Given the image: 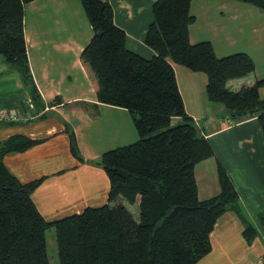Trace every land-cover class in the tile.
Wrapping results in <instances>:
<instances>
[{
  "label": "trees",
  "instance_id": "1",
  "mask_svg": "<svg viewBox=\"0 0 264 264\" xmlns=\"http://www.w3.org/2000/svg\"><path fill=\"white\" fill-rule=\"evenodd\" d=\"M35 1L0 0V56L21 72L37 101L25 37V7ZM192 1H155L145 44L157 56L146 59L127 47L108 0H81L94 33L81 58L96 82L97 99L130 112L139 140L102 155L110 182L106 205L52 222L33 199L42 180L22 183L4 164L6 155L39 141L17 135L0 144V264H51L50 229L60 264H197L212 251L216 225L238 207L239 193L220 166V194L199 199L195 168L214 152L186 112L174 65L205 74L210 101L223 105L231 122L257 117L263 136L264 80L228 89L230 81L255 72V62L246 53L218 57L210 41L192 43ZM235 1L264 14V0ZM137 202L138 220L126 206ZM253 235V228L245 231L247 239Z\"/></svg>",
  "mask_w": 264,
  "mask_h": 264
},
{
  "label": "crops",
  "instance_id": "2",
  "mask_svg": "<svg viewBox=\"0 0 264 264\" xmlns=\"http://www.w3.org/2000/svg\"><path fill=\"white\" fill-rule=\"evenodd\" d=\"M108 1L113 7L116 25L127 34V47L146 59L157 56L145 44L156 0L152 5L147 4L149 0ZM53 8L56 22L47 21L46 17L48 12L53 13ZM80 10L78 0H37L25 7V37L29 66L39 93L37 101L21 72L0 56V115L12 114L17 118L13 122H0V144L17 135L39 141L24 153L6 155L4 164L22 183L42 180L33 199L42 216L50 222L108 203L110 182L100 166V155L95 151L92 155L95 157L90 159L79 154L80 132L89 134V127L94 129L90 135L114 132L121 144L110 149L133 144L129 141L134 139L130 112L101 104L97 99L96 82L81 58L94 33ZM29 15L34 27L30 28L31 32L39 37L36 41L39 48L33 46L29 34ZM55 27L66 31H54ZM49 36L55 41L48 44L51 47L44 42ZM191 36L192 43L200 42ZM212 44L218 56L223 48L215 42ZM261 49L264 52V44ZM255 65L257 69L259 64ZM174 69L186 112L210 141L214 152L206 163L202 161L195 168L199 199L204 201L220 194V166L239 193L238 207L225 213L216 225L211 236L212 251L197 264H264V136L259 121L253 117L232 122L230 126L225 107L211 102L207 95V76L186 71L180 65H174ZM258 80H264V76L253 72L243 79L230 81L227 87L238 91ZM183 87L189 94L188 100ZM260 95L264 101V88ZM73 142L79 157L72 152ZM248 228L255 230L251 239L245 236Z\"/></svg>",
  "mask_w": 264,
  "mask_h": 264
},
{
  "label": "rangeland",
  "instance_id": "3",
  "mask_svg": "<svg viewBox=\"0 0 264 264\" xmlns=\"http://www.w3.org/2000/svg\"><path fill=\"white\" fill-rule=\"evenodd\" d=\"M78 1L81 4L80 13H85L84 17L88 21L83 4L81 0ZM152 2L153 0H149L147 4L152 5ZM54 12L55 8H53V13H47L49 16H46L47 21L52 20V22H56L54 20ZM74 13L77 15V17L79 16L77 9L74 10ZM190 13L196 17L195 22L190 26V34L192 35L191 37L193 40H198L200 42L203 40L211 41L212 43L215 42V44L218 45L217 47L220 49L223 48V51L218 56H225L222 54L229 56V54H237L240 52L248 53L252 56L254 62L259 64L254 73H260L261 76H264V52L261 49L264 44V14L259 8L255 7L254 5L235 0H193L190 6ZM64 15L66 16V14ZM30 19L31 17L29 15V34L30 37H32L33 46L37 45L36 47L39 48L40 46L36 44V41L39 39V37L31 32L30 28L34 29V27H32ZM60 20L61 19H59V22H61ZM57 24L58 23H55L56 27L58 26ZM33 25L36 26L34 22ZM56 27L54 31H66V29L63 27ZM57 35L61 36V34ZM48 38V40H44L46 46H50L48 44H53L55 42L50 39V36ZM186 71L190 70L187 69ZM181 82L184 84L183 79H181ZM183 92L186 94L188 100L189 94L186 91V88L183 89ZM87 131L89 134L82 131L78 135L80 148L78 145L77 147L81 156H88L91 159L95 157L92 155H94V152L96 151L100 155L98 159L101 161L104 151H109L108 149L118 147L120 146L118 144H121L120 141H116L115 135H113L114 132L107 135L102 134L103 136H97L94 133V135H90V133L94 131L92 127H89ZM133 131L134 139L129 141L131 143H135L137 140H139V134L136 131L135 125H133ZM92 138H94V141L96 140L97 145L92 143ZM206 161L207 159L203 160V163H206ZM200 167L201 166L198 168ZM127 205L134 217L138 220L139 202H137L135 206H130L129 204ZM46 240L51 264H60L55 229H50L46 232Z\"/></svg>",
  "mask_w": 264,
  "mask_h": 264
},
{
  "label": "built area",
  "instance_id": "4",
  "mask_svg": "<svg viewBox=\"0 0 264 264\" xmlns=\"http://www.w3.org/2000/svg\"><path fill=\"white\" fill-rule=\"evenodd\" d=\"M15 120H17V118L12 114L0 115V122L1 121H8V122L12 121L13 122ZM229 123H230V126L233 125V123L231 121H229Z\"/></svg>",
  "mask_w": 264,
  "mask_h": 264
}]
</instances>
